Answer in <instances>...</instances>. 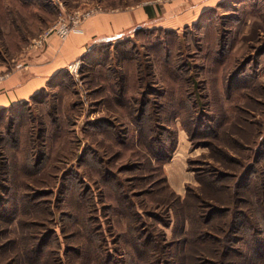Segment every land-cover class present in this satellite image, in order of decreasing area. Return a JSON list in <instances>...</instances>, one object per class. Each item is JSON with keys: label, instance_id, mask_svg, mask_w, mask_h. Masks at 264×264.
<instances>
[{"label": "rangeland", "instance_id": "obj_1", "mask_svg": "<svg viewBox=\"0 0 264 264\" xmlns=\"http://www.w3.org/2000/svg\"><path fill=\"white\" fill-rule=\"evenodd\" d=\"M178 1L201 8L91 47L0 113V264H260L242 219L263 227L264 0H60L65 19ZM59 16L0 0V75Z\"/></svg>", "mask_w": 264, "mask_h": 264}, {"label": "crops", "instance_id": "obj_2", "mask_svg": "<svg viewBox=\"0 0 264 264\" xmlns=\"http://www.w3.org/2000/svg\"><path fill=\"white\" fill-rule=\"evenodd\" d=\"M208 1L212 0H202L198 4L202 6ZM185 2L187 7L180 6ZM185 2L178 1L171 6L169 3L163 17H156L157 13L151 16V12L148 13L143 6L141 9L138 6L131 10L96 12L80 25L79 31L72 32L65 40L53 35L42 49L24 48L18 58L15 56V60L10 61L9 70L0 75V109L34 98L52 78L62 73L67 65L79 60L91 47L124 37L139 28L164 26L176 29L171 25L172 19L179 23L186 20L189 13L191 17L197 14L201 8L194 9L191 3ZM176 10L182 14L174 12Z\"/></svg>", "mask_w": 264, "mask_h": 264}, {"label": "trees", "instance_id": "obj_3", "mask_svg": "<svg viewBox=\"0 0 264 264\" xmlns=\"http://www.w3.org/2000/svg\"><path fill=\"white\" fill-rule=\"evenodd\" d=\"M144 106L145 105H143V109H144ZM6 109H8V108H2V109H0V113L6 111ZM143 113H144V111H141L140 115L142 116ZM169 145L170 146L168 147L169 148V151H167L168 152L167 158H168V156H170L169 153H171L173 151L175 144H173V142L171 141ZM158 156L161 157V158H163L161 155H158ZM251 174H252V172H250L249 174H246L247 177L244 178L245 182H247V183H249L250 181L252 182L253 179L251 178L252 177ZM263 188H264V184L261 183V189H263ZM262 195H263V198H264V192L262 193ZM260 204L261 205L258 207V211L261 212V213H259L260 220H261L260 227H261V224L263 226L261 229H259L258 231L255 232L254 230L251 229L250 224H252V223L249 224V222H248L249 218L242 219V220L243 221H246L245 222L246 225L243 222L244 225H245V228L244 229H246L247 228V225H248V230H250L249 234L248 235H245V237L247 238V241L246 242L248 243V247H249V248H247V250L250 251L251 254L255 253L256 254V257H257L256 258L257 261H259L260 264H264V222H263L264 201H263V203H260ZM245 211H247V209ZM210 214L214 215V214H217V212L216 211H211ZM243 218H244V216H243ZM242 220H240V221H242ZM243 223H241V224H243ZM241 224H239L240 227L241 226L243 227V225H241ZM240 230H242V229H240ZM143 245L149 247L150 246V243L147 242V241H143ZM151 248L153 249L152 252H154L155 255H161V252L159 251L160 246H158L157 244H154V245H151ZM189 250H193V247H190ZM170 252H173L174 253V251H170ZM242 255H240V256H242ZM26 256L28 257V259L33 264H39L41 262V259L43 258V253H41L39 250H36V251H32L29 255H28V253H26ZM176 256L177 255H173V256H171L172 258H170V259H165L163 257L165 261H161V263L164 262V264H172V262H175L174 260H175ZM152 257H153L152 255H150V256L148 255V259H150ZM32 258H33V260H32ZM246 258H247L246 256L245 257H241V260H246ZM157 261H159V260H157L156 257H155L153 259V261L151 259L149 261L146 260L144 264H157ZM191 261H188V262H191ZM15 262L16 261H14V264H16ZM190 264H192V263H190ZM224 264H231V263L226 262Z\"/></svg>", "mask_w": 264, "mask_h": 264}, {"label": "built area", "instance_id": "obj_4", "mask_svg": "<svg viewBox=\"0 0 264 264\" xmlns=\"http://www.w3.org/2000/svg\"><path fill=\"white\" fill-rule=\"evenodd\" d=\"M54 3H56L57 5L60 6V16H59V22L56 24L55 28H56V34L59 38L63 39L66 38L67 35L75 30V28L88 16H90L92 14L91 11L86 12V13H80V12H76L74 13L72 16H68V19H65L64 17H62L63 14V8L61 6V2L60 0H50ZM37 45H44V41L41 39L37 42H35ZM80 62L79 61H75L70 63L67 66V71L71 74V73H76L77 68H79Z\"/></svg>", "mask_w": 264, "mask_h": 264}]
</instances>
